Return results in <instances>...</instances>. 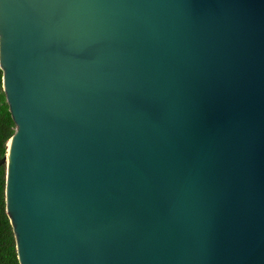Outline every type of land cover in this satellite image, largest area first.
<instances>
[{"label": "water", "instance_id": "obj_1", "mask_svg": "<svg viewBox=\"0 0 264 264\" xmlns=\"http://www.w3.org/2000/svg\"><path fill=\"white\" fill-rule=\"evenodd\" d=\"M21 264H264V0H0Z\"/></svg>", "mask_w": 264, "mask_h": 264}, {"label": "trees", "instance_id": "obj_2", "mask_svg": "<svg viewBox=\"0 0 264 264\" xmlns=\"http://www.w3.org/2000/svg\"><path fill=\"white\" fill-rule=\"evenodd\" d=\"M16 131L3 86V69L0 66V159L7 152L8 140ZM6 164L0 165V264H21L14 228L6 205Z\"/></svg>", "mask_w": 264, "mask_h": 264}]
</instances>
